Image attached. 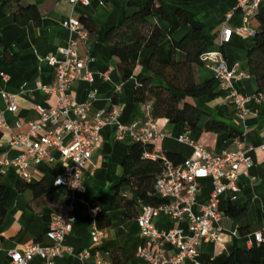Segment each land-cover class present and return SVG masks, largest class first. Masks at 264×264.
I'll use <instances>...</instances> for the list:
<instances>
[{
	"label": "crops",
	"instance_id": "obj_1",
	"mask_svg": "<svg viewBox=\"0 0 264 264\" xmlns=\"http://www.w3.org/2000/svg\"><path fill=\"white\" fill-rule=\"evenodd\" d=\"M152 0H89V5L72 6L69 0H24L21 4H5L0 0V112L11 131L0 132V155L15 159L22 154L21 149L9 145L11 135L25 134L27 123L40 120V109L56 107L57 98L42 91L43 87L54 85L56 69L47 58L55 55L59 48L65 47L69 33L63 23L71 16L79 21L86 20L94 25L90 38L79 46L80 54L89 59L88 69L92 74V83L78 80L72 85L71 95L78 104L91 103L90 116L98 112L107 114L116 112L120 125L129 126L135 121L144 120L148 106L136 102L135 93L141 83L151 78L148 72L150 53L146 49L130 56L129 65L120 66L114 55V47L107 40L108 32L122 26L133 16L138 8L131 3L147 4ZM171 12L170 22L161 17H149L148 23L157 25L167 36L161 47L164 60L172 59V43L180 41L191 29H200L209 45L208 53L221 56L230 70H238L244 77L235 82L236 90L247 99V116L242 119L232 103L229 94L220 87L210 69L200 67L196 70V79L205 84L214 80L209 94L196 99H184V102L196 106L213 121L226 125V129L216 132H186L184 125L171 124L168 120H156L163 138L153 144L157 155L174 154L180 160L194 158V150L179 142L185 136L196 145L202 146L214 155L224 151L235 152V141L242 137L252 166L249 170L241 167L236 193H227L220 199V211L223 216L218 226L222 232L217 243H203L198 248V256L184 264H224L229 258V249L235 248L249 253L250 260L264 264V242L258 243L255 235L261 233L264 239V152L258 147L264 140V97L258 95L255 79L248 71L247 55L254 45L253 38L237 33L242 18L237 12L239 0H160ZM21 7H35L38 22L24 18L18 11ZM178 10L188 17L183 25ZM232 13L231 18L228 15ZM224 29L235 31L228 44H222ZM175 59L181 60L176 52ZM7 76L5 80L1 75ZM157 85L165 87L162 77L154 78ZM169 90V89H167ZM16 95L18 109L7 112L1 92ZM94 100H89L91 93ZM22 124V127H18ZM132 135L126 132L119 138L118 124L104 127L98 150L83 176V193H72L65 188L54 186L55 180L65 170V164L33 166L31 184L47 181L52 189L47 196L36 197L33 191L19 177L14 168H0V194L4 201L5 215L0 222V264H10L9 253L21 250L25 246L37 243L43 247L51 245L48 237L53 219V210L57 202L71 206L75 223L71 234L66 238L63 256L57 264H94L89 258L81 260L78 254L83 251L93 253L97 248L90 233L96 226L95 216L104 212L110 225L107 239L99 245L104 257L111 264H149L140 257L142 250L151 248L149 241L142 235L137 218L141 213L126 215V208L118 205L115 189L123 176V162L133 145ZM198 205L194 208L198 214L200 207L207 205L212 184L210 180L200 183ZM121 194L131 197L128 188H122ZM248 206L247 212L237 219L227 216L229 205ZM160 232L180 228L187 230V222H174L160 216L154 221ZM168 251H174L169 246ZM31 264H44L35 259Z\"/></svg>",
	"mask_w": 264,
	"mask_h": 264
},
{
	"label": "built area",
	"instance_id": "obj_2",
	"mask_svg": "<svg viewBox=\"0 0 264 264\" xmlns=\"http://www.w3.org/2000/svg\"><path fill=\"white\" fill-rule=\"evenodd\" d=\"M72 6L82 4L89 5V0H69ZM264 0H239L237 12L242 18V25L235 31L241 35L254 38L257 34L252 24V19L258 14ZM232 13L228 15L231 18ZM63 27L69 33V39L65 47L59 48L55 55L47 58V61L56 69V82L54 85L43 87L42 91L57 98L55 108L40 109V120L29 122L28 132L25 134L11 135L9 145L21 149L22 154L15 159L6 155H0V168H14L19 177L25 183H31V169L33 166L53 165L58 162L65 164V170L58 177L54 186L65 188L72 193H83V176L91 164L93 155L99 148L101 131L104 127L118 124L119 138L129 132L134 143L153 145L163 138L157 123L153 119L151 106H148L144 114V120L135 121L129 126L120 125L117 121V113L107 114L98 112L94 117L90 116L91 103L78 104L71 95L72 85L83 80L92 83V74L89 72V59L80 54L79 46L90 38L89 31L85 29L81 21L70 17L63 23ZM232 29H224L222 32V44H228L235 32ZM203 61L212 71L220 87L225 90L235 106L238 115L244 119L247 116V99L235 88V82L244 77L238 70H230L225 60L216 53H207ZM5 80L7 76L1 75ZM6 104L7 112L13 114L17 111L16 95L1 92ZM95 93H91L89 100H94ZM19 128L22 124L17 125ZM11 131L3 113L0 112V132ZM239 137L235 141V152L224 151L219 155L212 154L206 148L192 143L187 137L182 136L179 142L190 146L194 150V158L185 160L175 166L166 160L163 155L147 154L145 157L156 161L158 158L164 161L165 170L155 183L157 196L164 201L158 207L143 204L137 223L142 235L149 241L151 248L142 250L140 257L149 264H184L198 256V248L203 243H217L221 235L218 226L223 216L220 211V199L227 193L238 191L239 170L244 167L249 170L252 166L247 153L254 150L247 148ZM264 152V140L258 147ZM210 180L212 191L207 205L200 207L198 214L194 208L198 205L200 183ZM165 216L174 222H187L186 231L173 229L168 232H160L156 229L154 221L160 216ZM75 223V217L71 206L57 202L53 210V219L48 234L51 245L43 247L37 243L25 246L21 250L9 253L10 264H31L35 259H40L44 264H57L66 249L64 243L71 234ZM91 239L97 248L93 253L83 251L77 256L81 260L92 258L94 264H111L104 257L101 245L107 239V230L93 227L90 233ZM258 243H263L261 233L255 235ZM174 251H168L166 247Z\"/></svg>",
	"mask_w": 264,
	"mask_h": 264
},
{
	"label": "trees",
	"instance_id": "obj_3",
	"mask_svg": "<svg viewBox=\"0 0 264 264\" xmlns=\"http://www.w3.org/2000/svg\"><path fill=\"white\" fill-rule=\"evenodd\" d=\"M24 0H6L5 4H21ZM138 8L137 12L127 18L121 27L108 32L107 40L114 47V55L119 59L120 66L129 65L130 56L146 49L150 53L148 72L151 78L144 80L137 88L135 100L141 105L151 103L153 119L168 120L171 124L184 125L186 132H216L226 129V125L213 121L204 112L193 104L182 102L176 94L183 95L184 99H196L210 93L214 86V80L201 84L196 79V70L205 67L203 57L209 51V45L203 37L200 29H191L180 41L172 43V59L166 61L161 56V47L167 36L157 25L148 23L149 17H161L170 22L171 12L167 5L160 0H152L147 4L131 3ZM24 18H30L38 22V12L35 7H21L18 11ZM183 25L188 24V17L178 10ZM86 30L93 31L94 25L86 20H81ZM257 34L253 38L254 45L248 52L247 63L251 77L255 79L258 87V95L264 97V4L258 14L252 19ZM176 52L181 53V60L175 59ZM162 77L167 89L157 85L154 78ZM186 135V134H185ZM154 153L153 145L133 143L123 162V176L115 189L118 205L126 208V215L137 213L143 204L158 207L164 203L155 190V183L165 170L164 161L158 158L156 161L147 159V154ZM166 160L178 166L184 162L174 154H165ZM35 196H47L52 185L43 181L39 184L26 183ZM122 188H128L131 197L121 194ZM248 206L237 207L229 205L227 216L237 219L244 215ZM5 215L4 201L0 194V222ZM96 226L101 230H107L110 220L104 212H98L95 216ZM224 264H259L252 262L248 252L230 248L229 258Z\"/></svg>",
	"mask_w": 264,
	"mask_h": 264
}]
</instances>
